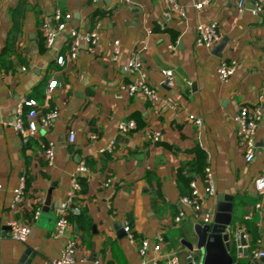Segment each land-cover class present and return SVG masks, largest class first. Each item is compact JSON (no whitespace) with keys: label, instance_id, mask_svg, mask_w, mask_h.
I'll return each mask as SVG.
<instances>
[{"label":"crops","instance_id":"0c3cea01","mask_svg":"<svg viewBox=\"0 0 264 264\" xmlns=\"http://www.w3.org/2000/svg\"><path fill=\"white\" fill-rule=\"evenodd\" d=\"M195 1L179 0L184 17L166 19L161 0H0V264H51L67 239L75 241V259H86L84 264H145L137 254L139 241H153L157 234L162 237L160 258L172 254L180 264H190L185 257L191 253L197 264L199 254L183 243L191 241L198 223L179 202L187 179L201 195L202 211L212 216L218 196L231 197V231L240 228L245 242L246 256L240 252L238 260L254 264L258 258L249 255L250 248L264 252V192L253 188L254 180L264 176V12L251 14L253 0H210L197 12ZM237 1L244 4L240 13ZM55 8L71 19L45 49L40 26ZM200 22L217 26L220 39L211 49L194 42ZM95 23L97 43L80 46L74 61L58 66L56 57L68 49L67 31L86 32ZM113 40L120 44L115 62L110 58ZM221 41L223 47L216 50ZM133 52L156 90L154 103L117 89L132 80L123 66ZM221 60L236 63L226 83L215 74ZM163 70L172 73L170 87L161 83ZM52 80L56 86L46 95ZM22 98L34 99L42 112L55 108L58 113L48 131L39 130L26 141L6 126ZM257 104L261 117L254 155L245 162L234 117L238 108ZM189 115L200 124L188 121ZM129 121L134 129L119 133L117 125ZM69 131L72 143L67 142ZM153 131L159 134L157 142L146 139ZM48 141L55 144L51 166L42 155ZM107 145L112 149L106 151ZM78 163L87 169L76 174L82 184L71 206L78 214L68 213L65 236L54 239L57 211L67 205ZM200 164L211 173L212 196L203 193V177L194 170ZM21 181L24 203L12 206L13 189ZM179 212L184 218L174 224ZM243 220L254 221L255 241ZM8 223L30 228L25 242L10 238ZM256 264H264V258Z\"/></svg>","mask_w":264,"mask_h":264},{"label":"built area","instance_id":"2783aa9c","mask_svg":"<svg viewBox=\"0 0 264 264\" xmlns=\"http://www.w3.org/2000/svg\"><path fill=\"white\" fill-rule=\"evenodd\" d=\"M166 11L164 17L169 19L172 15L178 17H184V9L182 5L179 4V0H161ZM129 3V0H125ZM210 0H196L193 4L195 11L199 12L206 6H208ZM244 4L242 1H237L235 8L237 13L243 10ZM264 12V0H253L251 4V14L257 16ZM71 19V15L68 12H62L60 9L55 8L49 21L43 22L40 26V31L43 39V46L45 49H50L56 40L57 36L65 31L66 25ZM68 37V49L63 56H58L55 59V63L58 66L64 64L65 61H74L79 53L80 46H94L99 40V25L95 23L93 28L86 32H80L76 29H69L67 31ZM220 37L217 31V26L214 22H200L196 24L194 29V42L196 45L202 46L205 49H211L215 44L218 43ZM120 54V44L117 40L111 42L110 58L112 62H115ZM236 69V63L234 60H221L216 68L215 74L217 80L220 83H226ZM124 72L131 77V82L127 85H119L118 91L124 92L127 97H132L134 95H139L143 99L156 102L158 100V95L156 90L149 86L146 81V72L138 58L136 52H133L123 66ZM162 81L161 83L166 87L172 86L173 76L171 71L163 70L161 71ZM56 86L55 81H50L46 88L45 94L48 95L52 89ZM260 105L257 104L252 108L240 107L235 114L236 131L235 134L238 138L239 144L243 149V157L245 162L252 160L254 155V135L256 131L257 124L261 117ZM26 109L25 111L23 109ZM58 113L55 108L49 109L45 112L40 110L36 101L31 98L20 99L14 108V112L11 119L6 123V126L10 127L15 135H17L22 141H26L30 137H34L36 133L41 130L46 132L50 129L54 121L57 119ZM188 121H191L195 125L200 124V120L189 115L187 117ZM134 129V123L129 121L125 124H118L117 131L119 133H125L129 130ZM91 139L94 137L91 136ZM74 139V134L72 131L67 133V142L72 143ZM146 139L151 142H157L159 140L158 132H149L146 135ZM112 149V145H107L106 151ZM105 150H100L103 152ZM43 159L47 166L53 164L55 155V144L53 141H48L42 151ZM77 173H87L86 167L83 163H78L74 173L70 176L69 189L66 193V203L68 205L63 206L57 211V218L54 223V228L52 231V237L54 239H60L65 236L66 229L68 227L67 215H77L78 209L71 206V201L74 195L80 190V187L76 181ZM203 182L204 189L203 193L207 196L214 195L213 181L209 169L205 168L203 172ZM23 183L22 181L13 189L12 206H16L24 203L23 195ZM190 193L188 196H183L179 198L180 204L189 208L191 216L198 221L199 224H208L212 219V215L209 212L202 211L201 207V195L196 189L194 181L189 183ZM253 188L257 193L264 192V176L259 177L254 180ZM184 218L182 212L177 213L174 217V224H178ZM9 236L11 239L18 242H25L30 235V228L27 226L16 225L14 223H8ZM123 232L126 239L129 242L133 241L130 229L126 223L123 224ZM241 232V231H240ZM2 237L0 233V238ZM232 239L235 242L236 255L239 256L244 246L238 244V232L232 233ZM162 237L157 234L153 241L148 239H142L139 241L137 254L144 261L145 264H180L178 258L175 255H167L161 257L162 260L159 262L160 252H161ZM76 244L73 239H67L59 251L57 258L51 261V264H84L86 259L79 258L75 259ZM152 252L153 256L148 258V252ZM251 257L264 258L263 251H253ZM160 258V259H161ZM185 261L190 264H194L192 259V254L189 253L185 257ZM91 264H98L97 262H92Z\"/></svg>","mask_w":264,"mask_h":264},{"label":"water","instance_id":"95a60500","mask_svg":"<svg viewBox=\"0 0 264 264\" xmlns=\"http://www.w3.org/2000/svg\"><path fill=\"white\" fill-rule=\"evenodd\" d=\"M223 44L221 41L215 49L220 50ZM231 206V197L219 195L210 223L193 225L191 241L183 242L189 252L194 251L199 254L197 264H233L230 256V241L233 240ZM236 232H238V244L244 246L245 242L240 228H236ZM241 252L245 257L244 248ZM261 260L262 258H258L254 264Z\"/></svg>","mask_w":264,"mask_h":264},{"label":"trees","instance_id":"16d2710c","mask_svg":"<svg viewBox=\"0 0 264 264\" xmlns=\"http://www.w3.org/2000/svg\"><path fill=\"white\" fill-rule=\"evenodd\" d=\"M202 159H203V155L200 154L199 161L201 163H202ZM194 170H196L198 173L200 172L202 177H203V172H204L203 164L198 165V167L196 169L194 168ZM191 180L192 179H187V181H186L187 188H186L185 192L182 193L181 197L189 195V193H190L189 183ZM78 181H79L78 183L81 185L82 184L81 180H78ZM241 224L244 225L245 231L251 235L252 241H255L257 239L258 234H257V229H256L254 221L249 222V221L243 220V221H241ZM252 252L253 251L250 248V252H249L250 254L249 255H252ZM230 256L233 259V264H244V260H242V259L238 260V258L236 256L235 242L233 240L230 241Z\"/></svg>","mask_w":264,"mask_h":264}]
</instances>
